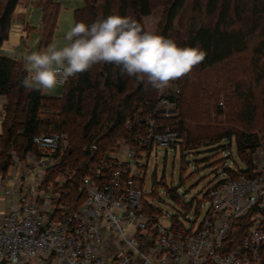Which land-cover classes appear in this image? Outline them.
<instances>
[{"label": "built area", "instance_id": "built-area-1", "mask_svg": "<svg viewBox=\"0 0 264 264\" xmlns=\"http://www.w3.org/2000/svg\"><path fill=\"white\" fill-rule=\"evenodd\" d=\"M69 77L62 74L58 85ZM4 99L0 93L5 114ZM176 107V96L167 94L158 96L151 111L135 112L125 124L127 140L92 158L76 183L75 172H56L55 181H46L60 163L63 133L34 135L35 152L22 165L10 156L0 180L16 176L17 182L5 191L0 264H261L264 140L252 167L231 168L232 174L225 172L206 191L200 222L185 214L183 220L169 216L164 224L146 211L149 156L160 146L179 150L183 139L162 121ZM9 169L12 174H6Z\"/></svg>", "mask_w": 264, "mask_h": 264}, {"label": "trees", "instance_id": "trees-1", "mask_svg": "<svg viewBox=\"0 0 264 264\" xmlns=\"http://www.w3.org/2000/svg\"><path fill=\"white\" fill-rule=\"evenodd\" d=\"M18 2L19 0L0 2V46L7 39L11 16ZM187 2L188 0H165L163 14L157 24V34L172 38L174 20ZM239 2L243 1L192 0L193 8L204 19L198 24L192 21L186 33L174 39L181 46H199L205 50V58L197 64L199 69L213 66L243 52L254 39L251 48L252 73L254 82L259 83L264 80V0H247L244 5ZM36 5L41 11L38 46L45 48L57 28L60 3L57 0H36ZM152 8V0H84L82 7L73 10V20L74 24H90L108 15L119 14L133 18L145 30L142 17L148 16ZM177 25L180 26V22ZM27 74L24 61L0 55V93L6 98L5 117L0 134V172L8 166V153L13 146L18 152L25 153L32 150L31 140L34 135L60 132L65 134L68 146L62 152L55 171L46 175V181H51L56 172H75L73 182L76 183L89 161L106 151L117 136L129 137L126 129L124 133L119 132L126 119L132 118L139 110L151 111L158 98V88L153 87L147 77L142 80L129 77L114 64L99 63L85 72L70 76L62 85L59 96H48L42 91L26 89L21 81ZM240 97L242 102L239 118L250 125L256 113L252 90L241 93ZM176 102L178 110L177 97ZM42 110H53V113H57L43 117ZM187 120L188 114L184 110H180L177 116L162 120L182 136L180 152L199 147L203 138H208L212 143L234 138L239 159L243 164L252 167V155L264 140V126L256 131L227 129L209 137L196 133ZM232 171L231 168H224L227 174H232ZM155 182L153 176L152 186ZM74 189L75 184L70 191ZM166 192L178 203L175 194H171L170 190ZM261 264H264V243Z\"/></svg>", "mask_w": 264, "mask_h": 264}, {"label": "rangeland", "instance_id": "rangeland-1", "mask_svg": "<svg viewBox=\"0 0 264 264\" xmlns=\"http://www.w3.org/2000/svg\"><path fill=\"white\" fill-rule=\"evenodd\" d=\"M3 0H0L2 2ZM60 3L57 29L47 45L62 47L67 41L65 34L74 25L73 10L80 8L84 0H57ZM239 4L244 5L247 0ZM153 8L148 16L142 17L145 30L156 32L160 21L165 0H152ZM248 6V5H246ZM246 9V7H245ZM245 15V13H243ZM204 17L193 8L192 0H188L182 12L174 20L172 38L186 33L188 25L193 21L198 24ZM40 10L35 5H30L28 22L34 29L16 49L15 57H21L27 68L26 55L33 51L43 50L37 46L39 41L38 27L40 24ZM180 22V26L177 23ZM252 39L247 49L237 53L228 59L216 63L213 66L199 69L197 64L190 72L180 80H171L166 86L157 89V96L174 94L179 101V107L173 112L172 117L177 116L180 110L188 114L187 123L195 129L196 133L213 137L227 129L237 131L243 129L256 131L264 126V80L254 82L252 73ZM29 74V73H28ZM61 85L52 90H44L45 95L56 96ZM252 90L256 104L254 121L249 125L240 120L241 93ZM180 108V110H179ZM53 110H42L41 115H55ZM128 114V112H126ZM128 118L125 121L127 123ZM124 129L119 130L124 133ZM105 127L106 124H105ZM127 130V129H126ZM53 131V130H51ZM206 137V136H205ZM127 140L122 136L111 146L117 145V141ZM68 146L65 139L62 144V152ZM110 146V147H111ZM108 147L106 150H109ZM94 149V148H91ZM241 167L243 162L236 154L235 139L221 140L212 143L208 138L201 139L199 147L180 152L169 147H158L149 156L144 178V190L147 194L146 206L148 213L155 212L166 224L168 217L172 216L183 220L186 214L187 220H193L197 215V223L200 222L206 208V191L217 182L226 177L224 168ZM155 176V184L152 186V177ZM51 181H55L54 178ZM54 192L59 191L58 185H53ZM166 190L176 195L178 203L174 202ZM202 205V207H201ZM200 214L198 216V214Z\"/></svg>", "mask_w": 264, "mask_h": 264}, {"label": "clouds", "instance_id": "clouds-1", "mask_svg": "<svg viewBox=\"0 0 264 264\" xmlns=\"http://www.w3.org/2000/svg\"><path fill=\"white\" fill-rule=\"evenodd\" d=\"M62 47L52 45L26 55L29 90H52L62 74L74 76L93 65L119 66L129 77H147L156 88L190 72L206 55L199 46H181L175 39L142 29L133 18L108 15L92 23L76 22Z\"/></svg>", "mask_w": 264, "mask_h": 264}, {"label": "crops", "instance_id": "crops-1", "mask_svg": "<svg viewBox=\"0 0 264 264\" xmlns=\"http://www.w3.org/2000/svg\"><path fill=\"white\" fill-rule=\"evenodd\" d=\"M31 4L38 7L36 5V0H19L17 5L15 6V9L11 16V25L9 28L7 39H5L0 46V55L24 61L21 57H15V53H16V49L22 44L23 40L27 38L29 33L32 31V29H34L33 26H31L30 23L28 22V11H29V7ZM40 17H41V11H40ZM40 24H41V20H40ZM40 24L38 27L39 41H40V31H39ZM39 41H38V44H39ZM38 50L39 49H37V51ZM25 67H26V64H25ZM42 92L45 95L44 90ZM61 92H62V86H61L59 94H57L56 96L61 95ZM5 102L6 101L4 99L2 103H5ZM4 117H5V114L2 112V109L0 108V119L3 118L4 120ZM2 129H3V122L0 121V134L2 133ZM33 152H35L34 147L32 148V150L24 153V152H18L16 147L13 146L8 154L9 156H11V163L17 162L18 164L22 165V163L24 162V158ZM8 171L9 172L6 174H12L11 169H9ZM15 177L9 176L8 178H4L0 180V217L3 211L7 208V204H8L6 201L8 197L6 196L5 191L10 190L15 187V183L17 182V179Z\"/></svg>", "mask_w": 264, "mask_h": 264}]
</instances>
